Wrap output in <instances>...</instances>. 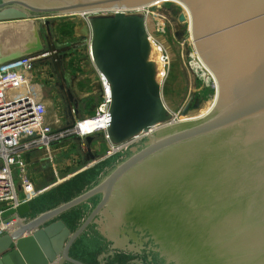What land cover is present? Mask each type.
<instances>
[{
	"label": "water",
	"instance_id": "1",
	"mask_svg": "<svg viewBox=\"0 0 264 264\" xmlns=\"http://www.w3.org/2000/svg\"><path fill=\"white\" fill-rule=\"evenodd\" d=\"M162 1L188 11L217 87L207 115L177 124L144 16L123 13ZM94 13L79 25L111 91L107 140L148 136L4 212L0 264H264V0H0V24ZM44 24L40 61L61 68Z\"/></svg>",
	"mask_w": 264,
	"mask_h": 264
},
{
	"label": "rangeland",
	"instance_id": "2",
	"mask_svg": "<svg viewBox=\"0 0 264 264\" xmlns=\"http://www.w3.org/2000/svg\"><path fill=\"white\" fill-rule=\"evenodd\" d=\"M145 12L146 15L143 16L144 19L147 16V36L151 42L161 45L169 57L167 64H161L152 45L153 56L150 62L157 68L155 81L161 87L162 101L173 116L174 124L207 115L214 105L217 89L213 76L195 52L188 11L178 2L162 1L152 8L148 7ZM97 15L100 14L60 18L56 20L60 21L59 26L53 31L54 48L51 52L59 53L66 59L59 70L65 89L70 90L77 101L76 107L66 94L59 90L61 80L55 71V58L36 62L29 75L33 83L36 80V83L43 85L40 94L46 102L48 120L52 128L55 131L71 130L69 135L53 144L48 151L40 153L41 159L45 160L44 167L53 180L66 178L92 162L104 160L148 136L141 135L139 139L114 152L103 134L90 135L93 141L88 147L86 137L73 131L76 124L84 119L85 125L81 126L85 135L92 133L98 124L87 119L94 115L100 103L101 93L95 69L88 57V37L84 36L79 25L86 24L88 18ZM38 56L43 55L36 57ZM88 148L94 157L93 160L87 152ZM31 176L35 182V174L32 171ZM15 182L18 185V179L15 178Z\"/></svg>",
	"mask_w": 264,
	"mask_h": 264
},
{
	"label": "built area",
	"instance_id": "3",
	"mask_svg": "<svg viewBox=\"0 0 264 264\" xmlns=\"http://www.w3.org/2000/svg\"><path fill=\"white\" fill-rule=\"evenodd\" d=\"M147 8L126 10L123 13L146 15ZM112 12L102 14L111 15ZM144 22L146 28L147 16H145ZM87 39L89 61L95 69L101 93L100 103L94 115L87 119L98 124L91 134L81 135L76 127L84 124L86 120L84 119L81 123L76 124L73 131L83 137L100 133L107 140L106 130L111 121L109 115L111 91L105 77L94 66L90 51V38ZM148 40L151 48L154 47L158 55V61L163 65L167 64L169 57L164 48L151 42L149 37ZM37 59L36 56L35 58L26 56L0 63V206L3 207L0 210V236L8 232L10 225L4 224L3 213L27 203L40 194V191L33 188L30 181L26 156L36 150L48 151L53 144L71 132V130L55 131L49 123L46 105L39 100L35 90L37 86L29 76L34 64L38 62ZM141 135L146 134L135 136L120 145H111V149L114 152L118 151L130 144L131 141L139 139ZM15 178L18 179V185Z\"/></svg>",
	"mask_w": 264,
	"mask_h": 264
},
{
	"label": "crops",
	"instance_id": "4",
	"mask_svg": "<svg viewBox=\"0 0 264 264\" xmlns=\"http://www.w3.org/2000/svg\"><path fill=\"white\" fill-rule=\"evenodd\" d=\"M60 18L65 17H57V18H38L27 20V21H18V22H8L0 24V60L1 63H6L12 61L14 55L18 53H26L28 50L32 51L30 54L23 55L26 56H37L42 55L43 51L47 50L48 41H47V33L45 29L44 22L50 20V33L51 38L53 39V31L59 26L60 21H56ZM35 50V51H33ZM20 57H17V59ZM66 59H63V63L66 62ZM36 92L38 93L39 100H41L45 105L46 102L44 98L41 96V91L43 90V85L36 83ZM45 150H36L30 153L26 157V163L28 165L29 177L30 181L33 185V188L36 191H40L38 196L44 194L45 192L53 189L57 185L62 182L68 180L69 178L79 174L80 172L90 168L91 166L101 162L102 160H98L92 162L89 166L82 168L81 170L71 174L66 178H62L60 180H53L49 177V174L44 167L45 160L41 159L40 153ZM29 161V162H28ZM31 171L35 174V182L33 177L31 176ZM37 196V197H38ZM35 198V197H34ZM33 198V199H34ZM3 207L0 206V210Z\"/></svg>",
	"mask_w": 264,
	"mask_h": 264
},
{
	"label": "bare ground",
	"instance_id": "5",
	"mask_svg": "<svg viewBox=\"0 0 264 264\" xmlns=\"http://www.w3.org/2000/svg\"><path fill=\"white\" fill-rule=\"evenodd\" d=\"M117 11H119V10H116V11H113L111 14H115ZM137 14V13H136ZM93 14H87V15H85V16H92ZM94 15H96V13H94ZM105 15V14H104ZM107 15H109V14H107ZM83 16V15H82ZM146 29V28H145ZM151 50H152V48H151ZM151 56H153V53H151V51H150V56H149V61H150V59H151ZM43 58V56H38V59L36 60V61H40V59H42ZM152 60H153V58H152ZM162 69V68H161ZM154 70H155V72L157 73V68H156V66L154 65ZM215 103V102H214ZM214 106V105H213ZM213 108V107H212ZM206 115V114H205ZM204 115V116H205ZM83 125H85V123L83 124ZM76 129H77V131H78V133L79 134H81V135H85V133H84V128L81 126V124H80V126H77L76 127ZM156 129H159L158 127L157 128H153V129H151L148 133L149 134H152ZM91 134V133H90ZM145 134V133H144ZM87 135V134H86Z\"/></svg>",
	"mask_w": 264,
	"mask_h": 264
},
{
	"label": "flooded vegetation",
	"instance_id": "6",
	"mask_svg": "<svg viewBox=\"0 0 264 264\" xmlns=\"http://www.w3.org/2000/svg\"><path fill=\"white\" fill-rule=\"evenodd\" d=\"M56 66H58V65H56ZM56 66H55V71H56V73H57L58 79L61 80V84L59 85V90L62 91V92H64V93L66 94V96H67V89H65V86L63 85V83H64V79H63V77L61 76V73H60V70H59V69H61L62 67L59 68V67H56ZM67 98H68V96H67ZM72 104H73V103H72ZM132 230H135V228L132 229Z\"/></svg>",
	"mask_w": 264,
	"mask_h": 264
}]
</instances>
